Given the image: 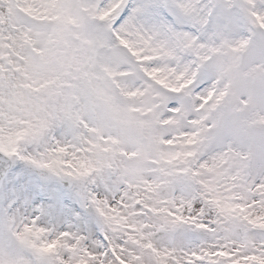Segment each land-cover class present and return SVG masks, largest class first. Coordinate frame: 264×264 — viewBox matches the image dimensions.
<instances>
[{"label":"snow or ice","instance_id":"6c2138e0","mask_svg":"<svg viewBox=\"0 0 264 264\" xmlns=\"http://www.w3.org/2000/svg\"><path fill=\"white\" fill-rule=\"evenodd\" d=\"M0 264H264V0H0Z\"/></svg>","mask_w":264,"mask_h":264}]
</instances>
